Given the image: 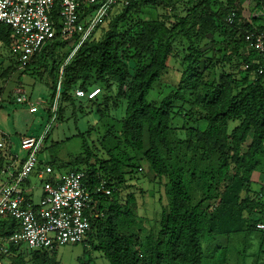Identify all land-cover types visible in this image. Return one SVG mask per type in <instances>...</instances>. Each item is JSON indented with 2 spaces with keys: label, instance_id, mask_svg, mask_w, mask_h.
I'll return each instance as SVG.
<instances>
[{
  "label": "trees",
  "instance_id": "1",
  "mask_svg": "<svg viewBox=\"0 0 264 264\" xmlns=\"http://www.w3.org/2000/svg\"><path fill=\"white\" fill-rule=\"evenodd\" d=\"M128 1L79 47L77 35L52 40L28 62L9 60L0 74L7 78L22 66L23 74L51 79L45 109L51 120L66 106L73 113L88 108L98 122L106 120L102 140L113 147L100 155L81 135L83 153L72 161L77 168L71 172L84 173L89 190L105 180L112 191L110 197H95L102 216L91 220L81 244L108 264H230L228 247L205 254L203 243L254 232L260 233L263 251L264 232L256 223H264V181L253 177H264V74L252 79L257 55L244 35L264 32V27L246 22L238 10L241 0ZM149 5L164 13L139 18ZM231 14L235 17L229 25ZM11 44L10 28L0 24L1 58L4 52L11 54ZM62 47L67 48L65 57L56 53ZM171 59L180 65L176 91L159 105L151 104L147 97ZM95 89L99 94L88 99ZM76 90L86 96L76 98ZM1 94L0 88V100ZM171 101L189 105L177 112L185 122L204 121L206 128L171 127ZM180 129L184 139L177 137ZM10 160L8 150L0 149V173ZM139 161L164 187L167 200L155 229L148 232L139 226L135 196L118 201L120 189L142 171ZM12 228L9 221L2 234L9 235ZM47 251L10 246L7 254L0 252V264H27V257L35 258L33 264H50Z\"/></svg>",
  "mask_w": 264,
  "mask_h": 264
},
{
  "label": "built area",
  "instance_id": "2",
  "mask_svg": "<svg viewBox=\"0 0 264 264\" xmlns=\"http://www.w3.org/2000/svg\"><path fill=\"white\" fill-rule=\"evenodd\" d=\"M128 5V0H0V24L10 28L11 51L17 55L18 62L25 63L55 39L77 35L79 47L113 10ZM54 12H57L55 20ZM234 17L231 14L227 18L229 25ZM244 40L248 49L257 55V68L252 74L255 81L264 74V32H248ZM249 68V64L244 65L245 70ZM15 93L18 104L27 101L21 88H16ZM98 94L99 90L95 89L87 94V98L92 99ZM74 95L82 98L86 93L76 90ZM6 142L3 135L0 149ZM40 147L41 139L22 137L20 151L25 154V159L20 163L19 156H12L9 148L11 161L0 173V252L3 254H7L10 246L56 250L81 244L91 228V220L102 216L95 197L111 196L112 191L105 180H100L89 190L84 173L70 172L41 183V196L34 202L24 189L26 183L33 175L42 182L53 174L52 167L40 161ZM9 221L13 222V228L4 236L1 227ZM256 229L264 232V223H257Z\"/></svg>",
  "mask_w": 264,
  "mask_h": 264
},
{
  "label": "rangeland",
  "instance_id": "3",
  "mask_svg": "<svg viewBox=\"0 0 264 264\" xmlns=\"http://www.w3.org/2000/svg\"><path fill=\"white\" fill-rule=\"evenodd\" d=\"M238 10L244 19L252 18L256 24H264V0H241ZM163 13V8L158 11L149 5L142 9L139 18L156 19ZM106 26L107 22L103 23L102 28L105 29ZM102 28L98 31L97 37L101 35ZM66 49L65 47L57 48V55L65 57ZM3 54L4 57H0V74L10 65L9 60L11 63L12 61L13 63L18 62L17 55L12 51L11 54L8 52ZM179 80V59H171L168 69L162 73L160 79L153 85L147 97L148 102L159 105L168 96L174 94ZM49 83H51V79L47 76L42 79L23 74L22 66L11 71L7 78L0 79V88L2 89L0 132L3 133L7 141L5 148L7 150L10 148L12 156L17 155L22 159L24 153L20 151V139L26 136L39 138L41 139L40 161L49 163L53 169V174L45 177L42 182L37 180L34 175L30 178L31 184L36 188L33 192L34 201H38L41 183H45L47 179H57L77 168L74 163L72 164V161L83 153L81 135L84 136L90 149H94L100 155L113 147V145H108L109 141L106 144L102 140L106 131V120L98 122L95 113L88 110V108L84 107L82 112L76 111L73 113L72 108L66 106L60 116L56 115L55 119L53 118L54 120L48 118L45 109L50 106V91L47 87ZM16 88L23 90L27 99L26 102L22 104L16 102ZM170 106L174 108L171 112V127H185L186 130H204L206 128L204 121L198 124H188L178 114L184 111L186 107L188 109V104L182 108V101H171ZM55 108L54 104L53 109ZM89 129L94 130L90 132ZM185 135L186 133L181 129L177 131L178 138L184 139ZM248 143L244 145V149H246ZM139 163L142 171L135 180H128L120 189L118 201L123 203L127 196H135L137 215L142 221L139 226L145 232H148L155 229V223L159 221L162 207L167 205V200L164 187L153 180L146 164L142 161H139ZM262 169L264 171V166ZM253 181L263 182V179L259 174H255ZM262 201L264 202V194ZM259 235V232H254L246 238L243 235L220 236L204 242L203 249L205 254H208V252L212 253L217 248L228 247L230 250V264H264V245L263 251H261ZM46 254L50 264H108L102 256L100 257L88 246L82 244L66 245L57 248L55 251L48 250ZM34 259L27 257L25 260L27 264H33Z\"/></svg>",
  "mask_w": 264,
  "mask_h": 264
},
{
  "label": "crops",
  "instance_id": "4",
  "mask_svg": "<svg viewBox=\"0 0 264 264\" xmlns=\"http://www.w3.org/2000/svg\"><path fill=\"white\" fill-rule=\"evenodd\" d=\"M246 20V22L248 23V24H251V25H253L255 28H258V27H264V24H256V23H254V20H252V18L251 19H245ZM0 134H3V133H1L0 132ZM23 159H25V154L23 155V157H22V159L21 158H19V160H20V163H21V161L23 160ZM11 161V160H10ZM10 161L8 162V164L10 163ZM41 163H45L44 161L42 162L41 161ZM46 164V163H45ZM48 164V163H47ZM16 166L17 167H19V165L18 164H16ZM41 166V165H40ZM39 166V168H41ZM35 176V175H34ZM32 177V176H31ZM262 179H263V181H264V177H262ZM24 189L27 191V193H29V194H31V198H32V200L34 201V198H33V192H34V190H36V188L31 184V182H30V179H29V181L26 183V185L24 186ZM40 196H41V185H40V188H39V198H40ZM39 198H38V200H39ZM34 202H37V201H34Z\"/></svg>",
  "mask_w": 264,
  "mask_h": 264
}]
</instances>
